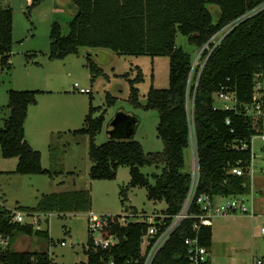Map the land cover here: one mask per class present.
Wrapping results in <instances>:
<instances>
[{"label": "trees", "instance_id": "obj_1", "mask_svg": "<svg viewBox=\"0 0 264 264\" xmlns=\"http://www.w3.org/2000/svg\"><path fill=\"white\" fill-rule=\"evenodd\" d=\"M45 0H32L30 9ZM264 3V0H71L76 14L70 22L68 35L63 34L59 22L53 24L50 39L52 60H65L78 55L82 48L105 49L120 55L167 56L170 58L169 87L151 88L146 110L159 113L158 136L163 141L161 153L144 152L141 143L133 139L112 140L97 146L96 136L102 131L106 118L104 112L94 117L98 109L90 107L85 127L76 134L90 137L89 157L93 164L92 180H115L121 167L130 169V187H146L148 198L165 201L163 214L178 215L190 193L193 176L185 171L186 151L195 136L199 165L197 195L190 208L193 218L185 219L171 235L153 264H191L188 258L187 238L199 237L201 246L211 253L212 220L202 222L196 218L204 211L197 205L204 195L215 201L217 197L249 195L252 177L249 174L251 149L240 150L242 141L251 144L254 136L264 134L262 120L235 111L216 108L215 94L222 90L235 91L242 104L252 99L254 75L264 66V10L236 26L210 53L202 55L203 64L194 76L193 58L176 43L179 34L188 38L198 49L206 46L224 28L242 18L246 13ZM212 7L219 10L215 21ZM13 10L0 5V63L11 69L13 54ZM91 59L89 58V61ZM88 68L92 81L100 74L95 62ZM144 82L139 71L131 83L130 102L141 106L137 84ZM47 92L10 90L7 105L10 114L5 127L0 129V148L5 159L17 158L15 173L19 175H50L42 166V154L26 140L25 124L30 107L38 104V97ZM193 101L190 112L189 102ZM108 106L116 98L107 96ZM137 123L140 118L134 115ZM230 120V124H227ZM137 132V127L135 128ZM162 167L155 185L141 172L144 166ZM240 167L243 176L232 173ZM2 173V172H0ZM129 189V187H128ZM126 191V192H125ZM127 190L122 194L128 199ZM92 196L89 190L44 196L37 208L25 209L27 213L90 212ZM138 215L137 210L133 212ZM13 213L0 209V264H55L47 253L14 252L11 246L17 233L50 238V232L35 229L31 224L14 221ZM122 216H113L106 235H115L118 242L106 250L95 248L89 238L86 250L88 261L78 264H145L142 255V237L148 229L143 218L132 220L126 226L119 223ZM171 223V219L166 220ZM199 222V230L193 225ZM264 264V259L261 260ZM208 264H211L210 257Z\"/></svg>", "mask_w": 264, "mask_h": 264}, {"label": "rangeland", "instance_id": "obj_2", "mask_svg": "<svg viewBox=\"0 0 264 264\" xmlns=\"http://www.w3.org/2000/svg\"><path fill=\"white\" fill-rule=\"evenodd\" d=\"M32 0H0L2 7L13 10V54L11 69H5L0 63V129L5 127L9 118L10 90L49 91L50 94L38 97V105L29 109L25 124L26 140L36 151L42 154V166L50 175H19L15 173L17 158L5 159L0 148V168L5 164L7 173H0V209L13 213L22 212L25 221L35 229L49 230L50 238L38 235L17 233L11 246L14 252L47 253L55 264H78L88 261L87 248L90 233L88 216L92 212L99 216H129L138 219L144 216L162 214L167 209L165 201H153L148 198L146 187H130L131 175L128 167H121L115 180H92L90 171L93 166L90 157V137L76 134L85 127V118L90 107L98 109L94 117L105 113V124L96 136L95 144L101 146L110 140L109 124L117 113L124 111L136 115L141 122L137 126L135 141L142 144L144 152L161 153L163 141L158 136L159 113L146 110L148 93L151 88L166 89L170 81V58L167 56H130L120 55L105 50L106 56L97 61L91 56L99 69L94 81L88 68L89 48H82L78 55H71L65 60L50 59V34L55 22L68 35L70 22L76 14L71 7V0H45L40 6L30 9ZM214 20H218L219 10L212 7ZM178 47L193 58V75L203 65L202 49L192 46L188 38L179 34ZM200 56V58H199ZM143 73L144 82L137 84L140 104L130 102V80ZM89 89L91 93H81L75 89ZM116 98L114 106L109 107L107 96ZM221 106V102H217ZM190 112L193 101L189 102ZM195 136L188 154L186 170L192 174L191 149L195 148ZM262 136L253 139V153L261 155ZM13 163V164H12ZM12 164V165H8ZM141 172L146 175L151 185H155L156 176L162 173V167L144 166ZM129 187V189H128ZM89 190L92 196L91 212L73 213H27L25 209L37 208L44 196ZM127 190L128 199L122 194ZM126 192V191H125ZM137 210L138 218H132ZM264 238V235H262ZM63 243L65 245H63ZM250 260L257 264L259 254ZM218 264H228L219 262Z\"/></svg>", "mask_w": 264, "mask_h": 264}, {"label": "built area", "instance_id": "obj_3", "mask_svg": "<svg viewBox=\"0 0 264 264\" xmlns=\"http://www.w3.org/2000/svg\"><path fill=\"white\" fill-rule=\"evenodd\" d=\"M264 10V3L254 8L253 10L246 13L242 18L233 22L222 31L217 33L211 41L203 47L202 55L205 51L212 53L217 46H219L222 40L240 23L248 20ZM201 55V56H202ZM200 58V56H199ZM204 66V64H203ZM202 66V67H203ZM259 71L254 75V84H253V94L250 102L242 104L238 101L237 94L235 91L222 90L215 94V105L216 108L225 110V111H235L242 113L248 117L257 118L262 120L264 124V66L259 67ZM75 89L79 90L81 93H91L89 89H79L78 84L75 85ZM217 102H221V106L217 105ZM231 122L227 120L229 125ZM263 139V146L261 148L262 155L264 156V134L260 135ZM255 137V136H254ZM251 139V144H248L246 141H242L241 146L236 148L240 150L251 149V165L249 167V174L252 177V168L254 160L256 159V153H253V139ZM199 165L193 168V183L188 195V198L183 206L181 212L173 217H169L165 214H154L153 216H144L138 218L141 215L132 214V218L129 216H122L119 219V223L123 226H126L132 220H139L143 218L144 222L148 224V229L142 237V255L145 257V264H153L157 254L162 250L167 241L170 239L171 235L176 231V229L181 225L185 219L193 218L194 215H190V208L194 203L197 195V187L199 183ZM233 174L238 176H243L245 171L240 168H234L232 170ZM197 205L204 211L196 216L200 222L204 219H211L215 215H225L237 209H242L247 211V208L244 203H240L237 200H229L224 204H217L214 200H211L208 196H200L197 200ZM91 212V211H90ZM88 212V213H90ZM113 216H99L95 215L92 212L88 216V230L90 233V239L93 246L101 248L103 250L108 249L109 247L115 245L118 242V239L115 235H106V229L109 227L110 221ZM171 219V223H168L166 220ZM14 221L19 223H24L25 216L22 212H17L14 216ZM199 222L193 225L195 231L199 230ZM264 233V229L262 230ZM6 242L0 240V245L5 244ZM185 244L188 246V258L191 264H208L210 252L208 248L201 246L199 242V237L187 238ZM63 245H65L63 243ZM111 264H114L113 262ZM258 264H262V261L259 260Z\"/></svg>", "mask_w": 264, "mask_h": 264}, {"label": "crops", "instance_id": "obj_4", "mask_svg": "<svg viewBox=\"0 0 264 264\" xmlns=\"http://www.w3.org/2000/svg\"><path fill=\"white\" fill-rule=\"evenodd\" d=\"M104 51L105 49H92L87 52L90 59L92 58L91 56L94 55L98 61L102 55H107ZM47 93L50 94L51 92L47 91ZM47 93L42 95H46ZM188 150L186 154H188ZM191 154L193 160L194 157L197 158L196 148L192 147ZM16 164H18V161ZM1 166L3 167L0 168V172L3 174L7 173L8 169H5V164L3 163ZM186 167L185 171L188 172ZM193 168L194 165L192 163V173ZM229 200H237L240 203H244L247 211L237 209L225 215H215L211 217L213 230L210 253L211 264H218L219 262H226L228 264H248L251 259L255 258V253L259 254L257 257L258 261L263 260L264 156L262 154L259 156L257 155L253 163L251 193L239 197H217L215 198V203L224 204ZM252 264H255L254 261H252Z\"/></svg>", "mask_w": 264, "mask_h": 264}, {"label": "water", "instance_id": "obj_5", "mask_svg": "<svg viewBox=\"0 0 264 264\" xmlns=\"http://www.w3.org/2000/svg\"><path fill=\"white\" fill-rule=\"evenodd\" d=\"M138 126L137 119L133 114L121 111L109 124L108 135L112 140H127L135 137V128Z\"/></svg>", "mask_w": 264, "mask_h": 264}]
</instances>
